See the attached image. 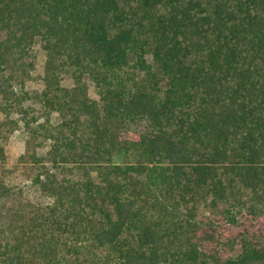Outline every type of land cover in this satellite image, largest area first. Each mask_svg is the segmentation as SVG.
Returning <instances> with one entry per match:
<instances>
[{
	"label": "trees",
	"instance_id": "16d2710c",
	"mask_svg": "<svg viewBox=\"0 0 264 264\" xmlns=\"http://www.w3.org/2000/svg\"><path fill=\"white\" fill-rule=\"evenodd\" d=\"M0 114V264H264V0H0Z\"/></svg>",
	"mask_w": 264,
	"mask_h": 264
},
{
	"label": "rangeland",
	"instance_id": "374dc122",
	"mask_svg": "<svg viewBox=\"0 0 264 264\" xmlns=\"http://www.w3.org/2000/svg\"><path fill=\"white\" fill-rule=\"evenodd\" d=\"M33 52L35 57V65L32 71V80L26 83V89L28 90H41L43 87L42 75H43V64L45 60V52L41 48V42L37 39L33 45ZM87 80V79H86ZM62 84L66 87L72 86V80L68 77L63 78ZM88 93L93 98H98L96 89L92 82L87 80ZM56 114H53V119H56ZM17 118V117H15ZM3 119V115L0 114V121ZM26 139V132L22 126V123H19L18 129L13 132L9 137L5 145L6 153V163L4 167L10 171L7 175H3L4 182L11 186L14 189H20L23 193L25 199L34 202V203H47L50 202V199L45 197L42 198L40 190L37 185H34L29 177L30 164L28 163H18V157L24 151V142ZM39 154H43L42 150H37ZM1 169V167H0ZM242 214L245 216L246 212L243 211ZM248 216V215H247ZM244 221V219H240ZM232 227V231L239 229L238 227ZM250 227V226H249ZM255 231H262L264 233V216L260 218H255L252 220V225L250 227Z\"/></svg>",
	"mask_w": 264,
	"mask_h": 264
}]
</instances>
